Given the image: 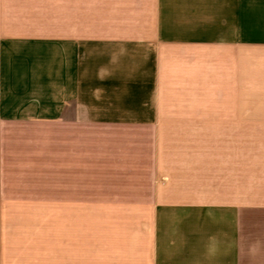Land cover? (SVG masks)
<instances>
[{
    "label": "crops",
    "instance_id": "obj_1",
    "mask_svg": "<svg viewBox=\"0 0 264 264\" xmlns=\"http://www.w3.org/2000/svg\"><path fill=\"white\" fill-rule=\"evenodd\" d=\"M0 264H264V0H0Z\"/></svg>",
    "mask_w": 264,
    "mask_h": 264
}]
</instances>
